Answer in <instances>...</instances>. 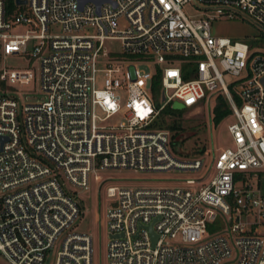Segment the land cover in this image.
I'll return each instance as SVG.
<instances>
[{"label": "built area", "instance_id": "obj_1", "mask_svg": "<svg viewBox=\"0 0 264 264\" xmlns=\"http://www.w3.org/2000/svg\"><path fill=\"white\" fill-rule=\"evenodd\" d=\"M10 1L8 12V0H0V87L32 80L27 68L7 69L6 57L22 55L37 63L43 99L18 105L0 91L6 263L46 264L58 243L51 264H94L91 235L69 229L82 206L68 186L87 189L91 177L109 200L99 220L106 264H264V194L257 185L264 171V51L210 33L213 21L234 13L264 34V0H108L97 8L91 0ZM186 4L196 16L183 10ZM17 25L24 30L12 32ZM182 62L193 78L182 77ZM148 63L149 70L138 68ZM156 72L157 105L150 91ZM241 72L248 79L233 99L229 87ZM203 87L225 95L234 121L226 126L231 146L212 151L198 178L133 188L108 185L97 173L200 170V159L173 157L167 129L149 125L172 101L197 108ZM114 115L119 122L107 123ZM215 211L227 215L229 230L204 237Z\"/></svg>", "mask_w": 264, "mask_h": 264}, {"label": "rangeland", "instance_id": "obj_2", "mask_svg": "<svg viewBox=\"0 0 264 264\" xmlns=\"http://www.w3.org/2000/svg\"><path fill=\"white\" fill-rule=\"evenodd\" d=\"M183 10L187 14L195 15L196 10L189 4L183 7ZM24 26L17 25L12 28V32H22ZM210 33L213 36H225L231 41H239L248 45L252 50L264 51V34L262 28L251 21L244 14H234L232 18L221 19L211 23ZM114 44L118 47V42H107V44ZM112 48V45H110ZM7 69H20L27 68L32 74V80L25 85H13L10 87H0V91L6 94L14 95L18 98V105L25 103H32L36 99H43V94L38 86V68L37 63L32 62L29 58L22 55L8 56L5 59ZM185 62H182V69L185 71ZM152 63H148L145 66H139L138 68L149 70ZM98 68H102V65H98ZM187 69V68H186ZM183 72V71H182ZM186 78L191 79L194 77V70L192 66L185 71ZM95 87H101V72H96ZM242 79L234 82L229 87V91L232 98L236 99L237 91L240 89L237 87L240 83L245 84L248 77L244 76L241 72ZM232 79H235L232 77ZM204 97L197 103V108H183L181 114L177 120L180 128L169 132V137L173 135V141H177L175 146H171L170 152L177 160L191 161L193 159H200L203 167L198 171L169 169L164 171H133L126 169H104L99 170L97 173L102 178H109L108 185H116L120 187H133V188H158V187H172L179 183L180 180L188 178H198L207 168L212 151L216 154L218 151L225 147L231 146L230 137L226 131L227 124L234 121V116L230 110L228 100L223 93H212L204 89ZM208 100H207V96ZM158 102V101H157ZM173 104H176L173 101ZM217 105L221 108L222 113L220 118L213 119V107ZM224 110V111H223ZM166 118V116H164ZM109 124H116L119 122L118 116L114 115L107 121ZM169 122V120H168ZM168 124V123H167ZM176 132V133H175ZM176 147V148H175ZM103 183V182H102ZM101 183V184H102ZM107 185V184H106ZM240 181L234 183V187H239ZM71 191L80 199L82 206V214L77 218L70 226V231L86 232L91 235L92 240V261L94 264H106L104 255L106 242L105 231L99 224L100 215L103 214L107 207L109 200L105 198L104 189L105 185L96 188L95 182L90 177V185L87 189H80L74 186H68ZM230 214L233 216L232 211ZM231 223L227 221V215H222L218 211H215L213 220H206V229L204 237H209L216 233H225L229 230ZM100 229L103 231L100 237ZM233 232L230 235L233 236ZM179 241V235L173 240ZM58 243L55 244L47 253L45 258L46 264H51L55 251L58 249ZM0 264H7L4 258L0 255Z\"/></svg>", "mask_w": 264, "mask_h": 264}, {"label": "trees", "instance_id": "obj_3", "mask_svg": "<svg viewBox=\"0 0 264 264\" xmlns=\"http://www.w3.org/2000/svg\"><path fill=\"white\" fill-rule=\"evenodd\" d=\"M7 4H8L7 11L9 12L11 10L12 1L8 0ZM182 77L186 78L185 73H183ZM159 87H160L159 73L156 72L151 77V83H150V91H151V95H152L153 102L155 105H157L156 97L159 93ZM175 103L176 104H173V101H172L166 104L165 106H163V108L159 110L154 120L150 123L149 127L150 128H163V129H168L169 131L178 130L180 126L178 125L177 120L181 114V110L183 109V107L180 106V103L176 101ZM212 111L214 114V117H213L214 121L219 119L221 114H223L221 108L218 107L217 105L213 107ZM164 116H166V118H164ZM173 135H176V134L170 135L171 146H175V143L177 142V141L176 142L173 141V138H171L173 137ZM257 185L262 191V193L264 194V171L257 172Z\"/></svg>", "mask_w": 264, "mask_h": 264}, {"label": "water", "instance_id": "obj_4", "mask_svg": "<svg viewBox=\"0 0 264 264\" xmlns=\"http://www.w3.org/2000/svg\"><path fill=\"white\" fill-rule=\"evenodd\" d=\"M77 1H78L79 6H81V4H82L85 0H77ZM91 1L94 3L95 7L97 8L100 2H102V1H108V0H91ZM14 2L17 4V3L21 2V1H20V0H14ZM262 80H263V79H262ZM180 106H181V104H180ZM181 107H182V106H181ZM148 229L150 230V226H148ZM152 237H153V235H152Z\"/></svg>", "mask_w": 264, "mask_h": 264}]
</instances>
